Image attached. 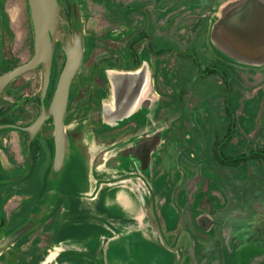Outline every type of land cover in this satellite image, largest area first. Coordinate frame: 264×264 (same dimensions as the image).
Instances as JSON below:
<instances>
[{"label":"flooded vegetation","instance_id":"obj_1","mask_svg":"<svg viewBox=\"0 0 264 264\" xmlns=\"http://www.w3.org/2000/svg\"><path fill=\"white\" fill-rule=\"evenodd\" d=\"M150 1L86 0L88 29L95 17L92 6L99 7L96 13L102 17L103 29L98 34L90 32L85 38L74 32L71 38V44L80 38L82 60L70 83L63 118L67 136L65 158L69 152L74 167L80 163L89 165L92 175L98 176L102 184H129L131 194L140 198L133 184L141 183L142 178H158L155 174L162 153L173 150L177 159L172 161L162 182L177 190L181 206L168 200L172 213L168 216L173 222L166 224L165 236L158 239L164 264H264V62L238 60L212 38L217 13L227 0H209L211 10L205 20V35L210 43L206 53L194 52L192 37L188 39L183 32L199 16L183 17L171 10L162 14L160 9L167 6L166 1ZM142 6L147 10L139 13ZM62 8L66 20L71 22L72 5L66 3ZM193 17L197 21L183 25ZM108 19L118 23L117 30L103 33ZM176 21L178 30L174 32L170 27ZM66 49L63 51L60 43L56 46V68L50 70L45 96L61 67L58 84L67 60ZM198 54L205 60L199 61ZM171 61L175 62V70H166ZM199 65L202 71L198 70ZM186 68L197 82L189 96L177 81ZM235 70L248 74L249 93L238 97L239 113L231 107L237 95L234 91L240 85L239 79L236 84ZM231 91L233 97L228 99ZM20 94V89L7 91L8 100L13 99L15 104L0 106V117L7 118L2 123L5 129L27 132L26 128L39 117L30 123L21 118L13 122L11 118L29 115L32 105L41 115L47 106H43L42 98L21 97V101ZM215 96H220L223 105L214 106ZM48 122L54 129L55 157L54 118L50 116L36 133ZM54 157V167L62 169L64 162L58 168ZM253 203L258 211L253 220L240 223V215L246 216L245 210ZM173 218L177 219L176 224ZM203 218L207 220L204 222ZM208 222L210 226H206ZM104 229L103 233L107 230ZM57 255H53L56 261Z\"/></svg>","mask_w":264,"mask_h":264},{"label":"rangeland","instance_id":"obj_2","mask_svg":"<svg viewBox=\"0 0 264 264\" xmlns=\"http://www.w3.org/2000/svg\"><path fill=\"white\" fill-rule=\"evenodd\" d=\"M58 1V11L50 31V38L56 39L55 42L51 39L50 59L4 87L0 91V106L7 103L15 104L13 99L8 100L7 91L9 90L20 89L19 99L21 101L23 100L21 97H33L39 100L41 95L43 97L44 74L47 70L56 68H54L53 61L56 46L58 47L60 43L64 51L72 42L74 32H80L83 38L90 32L101 33L102 17L96 13V8L99 7L92 6L95 17H93L94 22L90 24L89 30L86 25L88 10L86 0ZM97 1L102 3L104 0ZM152 1L160 3V0ZM164 1L167 6L160 9L162 14H167L171 10L179 12V15L183 17L189 14L199 16L198 21L186 27L183 32L188 39L192 37L190 43L196 45L194 52L206 53L210 42L205 35V20L211 10V0ZM66 3L72 5L71 22L66 20L63 13L62 5ZM146 10V7L142 6L138 12ZM108 21L106 22L108 27L103 33L111 29L117 30L118 23H111L109 19ZM177 22H173L170 27L174 32L178 30ZM186 42L189 43V40ZM33 54L34 32L28 0H0V75L17 65L26 63ZM175 58L179 57L175 56ZM198 60L205 59L198 54ZM61 61L65 62L64 57ZM174 63L171 61L168 65L166 62L169 66L166 70H175ZM186 69L183 77L178 76L177 81L181 87H184L183 93L189 96L197 82L188 68ZM61 70V67L57 69L59 73L55 74L50 84V91L42 100L43 106H47V113L50 110ZM198 70L202 71L201 65ZM227 73L230 77L233 75L231 70ZM235 76L236 84L240 85L237 86L239 89L234 91L237 95L231 107L239 113L241 105L238 97L248 96L249 93L248 74L235 70ZM51 93L52 96H50ZM220 96H215L212 100L214 106L223 105ZM232 97L231 91L228 99ZM29 113V115L23 113L13 116L11 121L15 122L16 119L21 118L29 123L33 122L39 117L40 110L32 105ZM4 117H0V154L5 158L4 166L0 168V191L6 190L11 195L7 198V202L9 201L12 210L11 213L0 214V242L26 220H34V225L24 238L9 248L0 250V264H164V252L159 246L158 239H163L166 233L165 226L170 222L168 215L172 213L168 200L172 199L176 207L181 206L175 194L177 190L170 188L168 182H162L163 176L166 173L168 175V171L171 170L172 161L177 159L173 150L162 153L160 166L155 174L158 178H154L153 181L142 178L141 183L139 181V184H133L135 190L138 191L140 197L138 198L134 193L131 194L129 184L124 185L114 181L110 184L104 182L102 184L97 179L98 176L92 175L89 165L80 163L74 167L70 164L69 152L62 169L57 170L53 164L54 129L52 123L48 122L45 127L33 135L29 131L5 129L2 123L6 122L7 118ZM174 185L177 184L173 183ZM21 204L25 208L21 209L19 207ZM255 207L256 204L253 203L249 210H245L246 216L240 215V223L247 224L249 219L253 220L255 213L258 212L254 210ZM18 211L19 213L15 215L14 213ZM90 218L93 219L92 222ZM173 220L175 224L178 222L176 218ZM93 225L96 228L93 229L88 239L89 243L86 242L88 244L85 246H81V243L70 246L68 236L60 239L62 235L82 232ZM104 227L107 230L104 229L106 232L103 233L102 228ZM115 232L117 234H114ZM105 236L106 240H104ZM58 244L60 248L69 252L58 255V261H56L53 255L59 252ZM187 249H191L189 243Z\"/></svg>","mask_w":264,"mask_h":264},{"label":"water","instance_id":"obj_3","mask_svg":"<svg viewBox=\"0 0 264 264\" xmlns=\"http://www.w3.org/2000/svg\"><path fill=\"white\" fill-rule=\"evenodd\" d=\"M34 32V54L26 63L19 65L0 75V91L17 77L32 71L48 62L52 53L50 31L58 11V0H29ZM191 18L183 25L197 21ZM212 38L221 49L238 60L261 64L264 62V0H227L218 13L217 21L212 26ZM67 60L60 75L49 113L43 110L39 118L27 128L32 134L50 117L55 126V165L61 167L67 144V136L63 122L71 80L82 60V46L77 37L66 49ZM50 83V70L44 75L43 96L46 95ZM204 222L207 220L203 218ZM206 226H210L211 222ZM34 220H29L8 234L0 242L3 250L32 229Z\"/></svg>","mask_w":264,"mask_h":264},{"label":"crops","instance_id":"obj_4","mask_svg":"<svg viewBox=\"0 0 264 264\" xmlns=\"http://www.w3.org/2000/svg\"><path fill=\"white\" fill-rule=\"evenodd\" d=\"M4 160H5L4 155L0 154V168H2V166H4ZM10 197H11V195L8 194V191H6V190L3 191V189L0 191V214L3 212L11 213V210H12L11 205H9L10 204L9 201L7 202V200H8L7 198H10ZM19 207L21 209H23L24 206L21 204ZM57 207H58V204H57ZM21 209H18V210H21ZM16 213H19V211L15 212L14 214L16 215ZM91 220H93V219L90 218V222H92ZM43 224H44V222H43ZM43 224H42V226H43ZM95 228L96 227H94V225H93L92 227L90 226V228H88V229H84L82 232H74L70 235H62L60 237V239L64 238L65 236H68L70 246H72V245L75 246L79 243H81V246H85L89 243L88 239H89L90 235L92 234V232L94 231L93 229H95ZM60 239H59V242L61 241ZM86 242H88V243H86ZM57 246L59 248V252H56L58 255L64 254L65 252H69L67 250H63L62 247L60 248V244H58ZM78 246H80V245H78ZM5 249H7V248H5ZM70 252H74V251H70ZM97 254H98V252H97ZM58 255H57V257H58Z\"/></svg>","mask_w":264,"mask_h":264},{"label":"trees","instance_id":"obj_5","mask_svg":"<svg viewBox=\"0 0 264 264\" xmlns=\"http://www.w3.org/2000/svg\"><path fill=\"white\" fill-rule=\"evenodd\" d=\"M50 96H52V93H51V95H50ZM41 98L43 99L42 95H41Z\"/></svg>","mask_w":264,"mask_h":264}]
</instances>
